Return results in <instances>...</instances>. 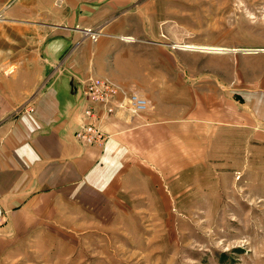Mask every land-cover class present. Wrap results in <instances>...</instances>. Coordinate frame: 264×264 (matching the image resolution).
<instances>
[{"label": "rangeland", "instance_id": "obj_1", "mask_svg": "<svg viewBox=\"0 0 264 264\" xmlns=\"http://www.w3.org/2000/svg\"><path fill=\"white\" fill-rule=\"evenodd\" d=\"M89 1L102 20L86 30L132 46L126 85L180 126L183 148L133 150L107 205L38 230L0 264H264V117L251 115L264 0Z\"/></svg>", "mask_w": 264, "mask_h": 264}, {"label": "crops", "instance_id": "obj_2", "mask_svg": "<svg viewBox=\"0 0 264 264\" xmlns=\"http://www.w3.org/2000/svg\"><path fill=\"white\" fill-rule=\"evenodd\" d=\"M99 11L89 0H0V263L38 230L107 205L133 150L183 148L180 126L157 110L117 109L103 148L76 138L87 78L131 79V45L118 52L115 35L86 37ZM262 103L264 93L253 98V117H264Z\"/></svg>", "mask_w": 264, "mask_h": 264}, {"label": "built area", "instance_id": "obj_3", "mask_svg": "<svg viewBox=\"0 0 264 264\" xmlns=\"http://www.w3.org/2000/svg\"><path fill=\"white\" fill-rule=\"evenodd\" d=\"M86 33L93 40L98 39L99 33L95 30L87 29ZM81 92L85 102L83 122L77 127L75 136L87 145H105L109 135L103 124L117 109L127 110L136 116L146 113L151 106L150 100L136 89L120 85L107 77L89 76Z\"/></svg>", "mask_w": 264, "mask_h": 264}, {"label": "bare ground", "instance_id": "obj_4", "mask_svg": "<svg viewBox=\"0 0 264 264\" xmlns=\"http://www.w3.org/2000/svg\"><path fill=\"white\" fill-rule=\"evenodd\" d=\"M125 38L133 39L132 37H129V36H127ZM180 46L185 47V48H202V49L204 48V49H213V50L226 49V47H223V46H206V45H198V44H183V45H180Z\"/></svg>", "mask_w": 264, "mask_h": 264}, {"label": "water", "instance_id": "obj_5", "mask_svg": "<svg viewBox=\"0 0 264 264\" xmlns=\"http://www.w3.org/2000/svg\"><path fill=\"white\" fill-rule=\"evenodd\" d=\"M245 51H247V50H245Z\"/></svg>", "mask_w": 264, "mask_h": 264}]
</instances>
